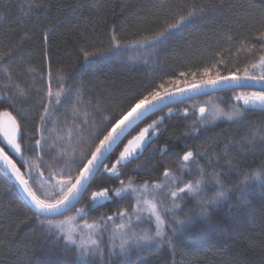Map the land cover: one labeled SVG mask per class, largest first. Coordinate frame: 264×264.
Listing matches in <instances>:
<instances>
[{
    "label": "trees",
    "instance_id": "16d2710c",
    "mask_svg": "<svg viewBox=\"0 0 264 264\" xmlns=\"http://www.w3.org/2000/svg\"><path fill=\"white\" fill-rule=\"evenodd\" d=\"M166 2L167 0H0V50L15 49L23 44L19 48L17 62L11 67L13 78L26 92L24 98L14 101L15 110L9 106V94H0V121L2 114L7 111L15 117L26 134L33 136V139L40 138L36 129L40 125L42 106L36 101L41 97L33 93L37 89L44 93V103L47 105L45 93L53 86L62 91V95L60 106L55 112L56 117L53 116L56 122L51 125H55V129L64 135L66 129L73 124V118L79 116L82 106L75 95L70 100L66 99L64 93L67 92L69 83H57L58 70L74 77L77 87L80 84L86 85L88 92L97 96L103 107L111 110L122 105L126 97L136 96L144 91L148 85L160 91H163L158 88L160 84L170 91L180 89L206 79V70L213 78L217 73L221 76L230 72L243 75L244 69L249 67L251 70L250 65L262 54L258 49L249 51L254 43L249 26L237 23L243 10L233 9V5L244 3L245 0H198L199 3L212 7L219 2L225 9L224 14L197 20L154 49L141 50L128 46L115 52L111 50L109 41L113 28L120 29L118 38L122 44L162 30L161 22L152 19L155 9L151 5L159 6ZM81 48L93 52L104 49L106 55H97L86 62L81 59ZM49 61L53 74L51 82L42 79V74L46 75L48 70ZM181 72L185 75L181 76ZM2 81L3 72L0 70V82ZM253 91L257 90L231 89L215 92L147 116L140 124L141 128L153 120L164 118L160 129L152 136L148 150L139 159L128 163L123 169L124 175L119 179L101 170L76 207L66 216L56 218L60 220L74 217L71 223L80 224L85 219L88 223H93L103 213L113 215L124 208L131 211L136 206L134 198L122 199L114 194L113 200L105 201L102 207L89 211L90 193L103 187L119 188L121 179L127 183V179L132 178L136 184L145 181L150 184L162 182V161L158 149L165 145L170 150L181 153L188 149L200 150L204 153L200 159L201 167L209 174L214 169L215 174L232 192L228 200L209 206L208 212L203 215L200 213L198 200L186 198L184 201H177L180 207L174 210L175 217L184 220L187 227L180 231L171 216L164 217V230L168 236H172V227L178 229L173 237L174 254L167 243L160 246L151 243L127 256L109 255L105 248L102 257L91 253L82 257L75 246L65 248L62 240L45 239V228L29 211L31 206L25 200L20 186L10 175H5L0 166V264H264V192L258 183L251 184L246 203L244 198L237 199L234 187L238 184L241 172L252 171L264 165V144L255 139L252 146H248L242 139L245 136L251 139L259 135L258 130L264 125V112L258 108L248 111L247 119L242 123L228 121L221 116L215 124L208 125L207 130L201 128L198 134L186 135L194 122L198 123L201 119L200 107L206 108L205 115L214 113L217 109L231 113L243 105V101H236L235 96L240 93L247 95ZM88 92L83 93L85 100L88 99ZM52 105L55 104L48 107ZM169 108L172 109L171 112ZM17 110L23 112V116ZM79 122L77 118L75 123ZM136 134L137 132L132 131L128 139ZM1 138L2 133L0 141ZM46 141L62 144L57 139ZM229 141L243 147L226 150L225 143ZM42 143L45 141L42 140ZM126 143L127 140H124V144ZM76 148L78 163L80 153L87 149L80 145H76ZM5 151L18 165L22 163L21 157L9 148H5ZM42 154L45 160L54 155L48 150H44ZM35 155L28 152L25 159L38 161ZM175 159V155L169 152L163 157V163L168 165ZM106 163H114V160ZM171 168L178 177L176 184L194 179L188 172L178 169L175 163L171 164ZM22 171L26 173V169L22 168ZM56 180V176H53L51 182L43 184L50 186ZM215 187L214 182L209 181L204 196L210 197ZM161 198L170 206L167 195L162 194ZM25 204L29 206L25 207ZM80 208L89 213L87 217L77 214ZM143 228H151L154 232V223L140 224L136 226V231Z\"/></svg>",
    "mask_w": 264,
    "mask_h": 264
},
{
    "label": "snow or ice",
    "instance_id": "6c2138e0",
    "mask_svg": "<svg viewBox=\"0 0 264 264\" xmlns=\"http://www.w3.org/2000/svg\"><path fill=\"white\" fill-rule=\"evenodd\" d=\"M121 7L123 6L121 5ZM151 7L155 9L152 12V19L161 22L162 30H157L153 34L144 35L142 38L122 44L118 38L120 29L113 28L109 41L113 52L121 47L128 46L141 50L157 48L172 35L184 31L195 21L221 16L225 11L223 5L219 2L212 7L199 3L198 0H167L166 3H161L159 6L153 4ZM237 8L243 10V14L239 16L237 23L242 26L248 25L249 33L254 39L249 51L258 49L259 53H262L258 56L256 62L250 65L251 70H249V67L244 69L243 75L230 72L228 75L221 76L217 73L213 78L206 70L204 72L206 79H202L198 84L193 82L190 88H180L176 92L165 88L163 84L158 86L163 91L148 85L144 91L136 96L126 97L122 105L110 110L103 107L97 96L88 92L86 85L80 84L77 87L74 83V77L70 74H62L63 70H58L57 83L60 85L65 82L69 83V88L64 93L66 99L70 100L75 95L77 102L82 106L79 116L73 118V124L66 129L63 136L57 137L58 140L62 141L60 145H57L56 141L48 143L44 136L45 125L49 122L46 119L49 115L48 105L52 104L50 90L47 93V105L44 103V93L39 89L33 93V95L41 97L36 101L42 106V114L39 116L40 125L36 129V133L39 134L40 138L33 139V136L26 134L15 117L11 116V113L5 111L2 114L8 120L7 122L0 121V133H3V141H0V144L3 145L0 146V164L4 166V174L10 175L21 186L31 204L29 211H32V215L45 228L43 233L45 239L62 240L65 248L75 246L82 257L88 256L90 253L102 257L105 248L109 255L121 254L127 256L132 251L139 250L151 243H156L157 246L167 243L173 249L174 254L173 237L178 229L172 227V236H168L164 230L166 223L164 217L171 216L172 220L179 226L180 231L187 227L184 220L175 217L174 210L180 207V203L177 201H184L186 198L198 200L200 213L203 215L208 212L209 206L220 204L230 198L232 189L219 179L215 174V170L213 169L212 173L209 174L201 167L200 159L204 153L200 150L193 151L190 149L183 150L182 153L175 152L165 145L163 148L158 149L162 161L160 165L164 178L162 182L150 184L145 181L142 184H136L132 178H128L127 183L121 179L119 188L103 187L99 191L90 193L91 208L89 211L95 210L98 206L102 207L105 201L113 200V194L115 197L122 199L134 198L136 206L131 211L124 208L123 211L118 210L113 215L103 213L93 223H88L85 219L83 229L90 230L87 234L84 233L83 229L77 231L75 228L66 227L71 224L75 219L74 217L56 219L57 217L66 216L80 202L84 194L91 188L95 175L101 170L110 173L111 176L117 179L124 175L123 169L126 165L139 159L144 151L148 150L152 143V136L160 129V124L164 118L161 117L159 121L153 120L146 127L141 128L140 124L144 122V118L150 112L159 111L161 105L166 104V101L173 100L177 95L184 96L187 92L201 93L204 89H218L221 86L247 87L250 86L249 82L259 86V91H253L247 95L244 93L236 95L235 100H242L243 105L231 113H224L222 110L217 109L214 113L205 115L206 108L200 107L201 119L198 123L194 122L191 131L186 135L198 134L201 128L207 130L208 125L215 124V121L221 116L228 121L242 123L244 119H247L246 113L248 111L258 108L264 112V0H245L244 3L233 5V9ZM169 17H174V19H169ZM22 46L21 43L15 49L4 48L0 50V70L3 72V81L0 82L2 92L0 94H9V106L13 107L14 110V101L26 96L25 90L13 78L11 67L17 62L20 55L19 48H22ZM97 55H106L105 50L97 49L93 52L87 50V48L80 49L81 59L86 62L90 61V58H96ZM180 75L184 76L185 73L181 72ZM42 79L49 82L53 79L50 61L46 75L42 74ZM85 92H88L87 100L83 98ZM59 97L60 93H57L55 97L57 105L61 103ZM17 111L18 114L23 116V112ZM171 111L172 109L169 108V112ZM77 118H79V124L75 123ZM24 119L26 121V116ZM90 121H92L91 124ZM132 131L137 132V134L128 139ZM258 131L259 135L253 136L251 139L247 136L242 137L244 143L252 146L254 140L259 139L264 144V125H261ZM42 140L45 143H42ZM124 140H127L126 144H124ZM76 145L87 149L86 152L80 153L78 163ZM121 146H123L122 150ZM232 147H243V145L233 144L231 141L225 143L226 150ZM5 148H9L17 156H20L22 163L18 165L16 160L5 151ZM44 150L53 152L54 155L49 160H45L42 154ZM28 152L35 153V159L42 166V168L37 166L35 173L32 170L31 158L25 159ZM169 152H172L176 159L165 165L163 157L168 155ZM112 160H114V163H106V161L110 162ZM172 163H175L181 171L191 174L194 179L176 184L178 177L172 171ZM22 168L26 169L27 178ZM57 169H60V171H57ZM53 176L62 177L56 183L58 194L49 198L48 194L44 193L42 198L41 195H38L40 186L45 182H51ZM63 177H66V179ZM209 181L214 182L216 187L210 197H205L204 193L208 188ZM254 183H258L261 191L264 192V165L252 171L240 173L238 184L234 186L237 199L244 198L247 203L246 197L249 186ZM33 185L36 187H33ZM149 193L151 199L148 198ZM162 194L170 198V206L163 202ZM28 206V204H25V207ZM77 214L87 217L89 213L85 212L84 208H80L77 210ZM144 223L148 225L154 223V232L151 228L136 231V226Z\"/></svg>",
    "mask_w": 264,
    "mask_h": 264
},
{
    "label": "rangeland",
    "instance_id": "374dc122",
    "mask_svg": "<svg viewBox=\"0 0 264 264\" xmlns=\"http://www.w3.org/2000/svg\"><path fill=\"white\" fill-rule=\"evenodd\" d=\"M49 90L52 93V104H55V105H52V106L49 107V115L46 118L49 122L47 123L48 126L45 127L44 134L46 135L45 136L46 139H48V140H51V139L56 140L58 136H63V135H61L62 133H60L58 131V129H55V125H51V123L55 124L56 121L54 120L53 116L56 117L55 112H56V110H58V108L60 106V104L59 105L56 104L55 97H56L57 93H60V97L59 98H61L62 91H60L58 88H53V86L49 87L48 91ZM48 91H47V93H48ZM47 93H45L46 97H47ZM47 100H48V98H47ZM58 141H61V140H58ZM38 165H39L38 161H33L32 162L33 173L36 172V167ZM56 178H57V180L55 181V183H53V185L45 186L44 184H42L40 186V191H38V194L41 195L42 198H43V194L44 193H47L49 198L55 197L58 194V188L56 187V183L62 177L56 176ZM33 187H36V186L33 185ZM148 198L151 199V194L150 193L148 194ZM145 215H147V214H145ZM83 225H84V222H81L80 224L71 223V224L67 225L66 227L75 228L77 231H80L81 229H83ZM83 230H84L85 234H87L90 231L88 229H83Z\"/></svg>",
    "mask_w": 264,
    "mask_h": 264
},
{
    "label": "water",
    "instance_id": "95a60500",
    "mask_svg": "<svg viewBox=\"0 0 264 264\" xmlns=\"http://www.w3.org/2000/svg\"><path fill=\"white\" fill-rule=\"evenodd\" d=\"M250 86H247V87H226V86H221L220 88L218 89H211V88H208V89H204L201 93H195V92H187L185 93L184 96H180V95H177L173 100H169V101H166V104L164 105H161L160 106V110L162 109H165V108H168V107H171L175 104H178V103H181V102H184V101H188V100H191V99H194L196 97H200V96H204V95H208V94H211V93H215V92H220V91H224V90H231V89H250V90H257L259 91V86L258 85H255V84H252L251 82H249ZM192 86V85H191ZM191 86H187V87H183L184 89H187V88H190ZM176 90H172V92H176ZM206 93V94H204ZM157 112V111H156ZM155 113V112H154ZM153 114L152 112H150L148 114L151 115ZM146 118V117H145ZM8 118L5 117V116H2V119L1 121L2 122H7ZM135 127V126H134ZM1 140L3 141V133H2V138ZM107 162V161H106ZM0 166L3 168L4 166L2 164H0ZM98 174V173H97ZM96 174V175H97ZM95 175V176H96ZM14 179V178H13ZM15 180V179H14ZM16 181V180H15ZM17 182V181H16ZM18 183V182H17ZM19 185V183H18ZM20 186V185H19ZM21 188V186H20ZM22 190V189H21ZM23 193V196L25 198V200L28 202V204L31 206L30 202L28 201L27 197L25 196L24 192L22 191ZM78 204V203H77ZM76 204V205H77ZM75 205V207H76ZM74 207V208H75Z\"/></svg>",
    "mask_w": 264,
    "mask_h": 264
}]
</instances>
